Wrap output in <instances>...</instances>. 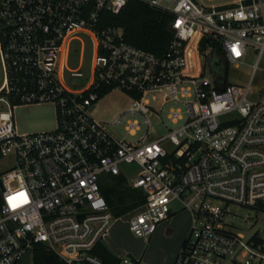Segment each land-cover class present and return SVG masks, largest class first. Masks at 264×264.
I'll use <instances>...</instances> for the list:
<instances>
[{
	"label": "built area",
	"instance_id": "1",
	"mask_svg": "<svg viewBox=\"0 0 264 264\" xmlns=\"http://www.w3.org/2000/svg\"><path fill=\"white\" fill-rule=\"evenodd\" d=\"M126 1L0 0V159L11 157L0 172V264L17 263L27 249L31 264L38 242L64 264H111L93 251L112 217L102 174L142 189L143 201L128 211L136 235L167 218L172 201L189 210L172 264H264V237L245 238L229 221L232 204L264 212V74L259 86L250 83L264 69V0H141L170 15L160 54L124 41L119 25H101V11L117 13ZM79 34L93 48L84 79L66 65ZM247 47L255 54L247 80H227ZM112 88L130 102L110 123L125 113L142 118V127L125 121L133 140L91 115ZM39 101L53 104L54 127L17 132L12 108ZM166 102L171 124L154 133L148 116ZM121 163L136 168L129 175Z\"/></svg>",
	"mask_w": 264,
	"mask_h": 264
},
{
	"label": "rangeland",
	"instance_id": "2",
	"mask_svg": "<svg viewBox=\"0 0 264 264\" xmlns=\"http://www.w3.org/2000/svg\"><path fill=\"white\" fill-rule=\"evenodd\" d=\"M195 1L208 4L225 3L231 0ZM78 38L69 43L66 52V65L70 67L77 66L84 79L90 73L93 48L90 39L86 35L79 34ZM254 57L255 54L252 49L247 47L240 61L227 66L226 79L239 83L245 82ZM263 65L264 61L261 58L258 61V66L262 67ZM263 74L264 69H256L250 81L253 87L260 85ZM129 102L130 98L123 91L112 88L97 98L91 110V115L105 121L107 129L117 137L133 140L135 135L126 131L124 124L126 119L131 118L137 120L142 127L143 122L139 115L136 113H125L118 122L110 123L122 109L129 105ZM177 104L179 105V103ZM170 105H172L171 102H166L163 104L158 116H148L149 127L152 132L162 133L165 131V127L162 124H171L166 117V110ZM12 117L17 132L49 130L55 125L54 107L50 101L16 105L12 108ZM10 158L8 156L0 159V172L8 167ZM120 167L129 175L136 168L133 163H121ZM110 182L111 178L107 174H102L98 178L99 184L107 186L110 185ZM108 195L109 198L113 199V193L109 192ZM170 207L169 216L160 221L155 229L147 235H136L129 229L128 211L118 216L112 215L101 239L116 256L139 258L142 264H172L174 256L189 228L191 216L189 210L181 207L177 201H172ZM230 210L229 221L232 224L231 229L240 232L245 238L253 231H257L264 237V212L235 204L230 206Z\"/></svg>",
	"mask_w": 264,
	"mask_h": 264
},
{
	"label": "trees",
	"instance_id": "3",
	"mask_svg": "<svg viewBox=\"0 0 264 264\" xmlns=\"http://www.w3.org/2000/svg\"><path fill=\"white\" fill-rule=\"evenodd\" d=\"M101 25L113 24L122 27V39L133 45L160 54L172 36L168 27L169 13L152 7L141 0H127L117 13L101 11ZM104 89L100 96L106 92ZM110 185L99 184V189L112 215L118 216L139 205L143 193L127 184L121 175H110ZM114 197L109 198L108 193ZM93 251L106 263H115L116 256L99 240ZM31 264H64L58 255L43 243L31 248Z\"/></svg>",
	"mask_w": 264,
	"mask_h": 264
},
{
	"label": "water",
	"instance_id": "4",
	"mask_svg": "<svg viewBox=\"0 0 264 264\" xmlns=\"http://www.w3.org/2000/svg\"><path fill=\"white\" fill-rule=\"evenodd\" d=\"M205 40V36H202L201 39H200V44H202ZM138 189L140 191H142V189L140 187H138ZM80 216V215H79ZM28 249L24 252L23 256H22V259L20 261H18L17 263L15 264H27V254H28Z\"/></svg>",
	"mask_w": 264,
	"mask_h": 264
},
{
	"label": "snow or ice",
	"instance_id": "5",
	"mask_svg": "<svg viewBox=\"0 0 264 264\" xmlns=\"http://www.w3.org/2000/svg\"><path fill=\"white\" fill-rule=\"evenodd\" d=\"M237 54H239V53L237 52ZM20 195H23V194L21 193ZM11 199H14V198H10V200H11Z\"/></svg>",
	"mask_w": 264,
	"mask_h": 264
},
{
	"label": "crops",
	"instance_id": "6",
	"mask_svg": "<svg viewBox=\"0 0 264 264\" xmlns=\"http://www.w3.org/2000/svg\"><path fill=\"white\" fill-rule=\"evenodd\" d=\"M189 214H190V212H189ZM169 216V215H168ZM191 216V215H190ZM102 241V240H101ZM182 243V242H181ZM116 256V255H115Z\"/></svg>",
	"mask_w": 264,
	"mask_h": 264
}]
</instances>
